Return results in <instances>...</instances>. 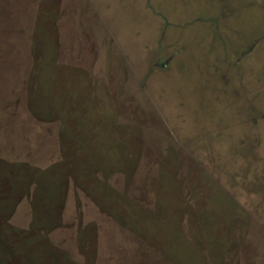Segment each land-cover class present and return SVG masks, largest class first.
<instances>
[{
	"label": "rangeland",
	"instance_id": "374dc122",
	"mask_svg": "<svg viewBox=\"0 0 264 264\" xmlns=\"http://www.w3.org/2000/svg\"><path fill=\"white\" fill-rule=\"evenodd\" d=\"M0 264H264V0H0Z\"/></svg>",
	"mask_w": 264,
	"mask_h": 264
}]
</instances>
